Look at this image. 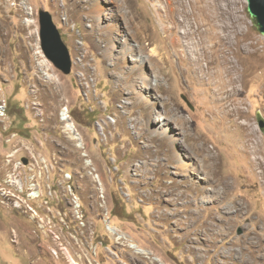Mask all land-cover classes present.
I'll list each match as a JSON object with an SVG mask.
<instances>
[{"label":"rangeland","instance_id":"374dc122","mask_svg":"<svg viewBox=\"0 0 264 264\" xmlns=\"http://www.w3.org/2000/svg\"><path fill=\"white\" fill-rule=\"evenodd\" d=\"M217 1L248 72L243 113L225 120L224 101L216 103L188 57L197 40L178 46L170 20L161 22L167 0H0V100L9 116L0 120V180L15 172L7 156L25 144L48 162L45 188L60 201L49 212L41 192L35 219L0 202V264H264V197L254 176L255 159L264 164V36L246 0ZM41 10L71 52L69 76L41 50ZM139 55L148 57L143 65L131 59ZM63 108L79 142L61 121ZM19 176L41 186L33 172Z\"/></svg>","mask_w":264,"mask_h":264},{"label":"bare ground","instance_id":"6f19581e","mask_svg":"<svg viewBox=\"0 0 264 264\" xmlns=\"http://www.w3.org/2000/svg\"><path fill=\"white\" fill-rule=\"evenodd\" d=\"M106 1L109 3H113L112 1L114 0H106ZM167 2H168V6L166 7V11L160 14L161 22L168 23L167 20L168 19L170 20L171 26L165 25V27L167 30L171 31L173 35H175V38H176L175 44H177L178 46H180L181 42H179V40L181 39H185L188 45H190L189 43L190 40H195V39L197 40L195 49L193 51H190V53L188 54V57L191 58V65L194 66L195 73H197L199 77L201 76L206 77L205 79L200 78L199 80H202L201 82L208 84L212 89H214V96L217 98L216 103L221 105L222 101H224V103H222V106H221L223 107L221 111L223 112L222 118L225 120V117L229 115L233 116V115H236V113H238L239 115L242 114L243 112L239 108L240 103L238 101V98L242 94V91H243L242 87H245L243 86V84H244V80H246L245 78L248 75V72H246L244 68L241 69L240 67L241 62H238L239 60L238 61L235 60L236 59L235 53L237 51V50L234 51V47L236 46L235 39H237L238 37L237 35H235V39H234L233 38L234 36H232L233 34H231L232 32L231 33L229 32L231 27L227 24L222 23L221 18L224 15L223 14L224 8L220 7L217 4L218 2L217 0H167ZM26 4L27 3L25 2V5ZM179 29H182L183 31L178 33ZM235 32H237L236 29H235ZM175 33H177V35ZM224 49H228V52L227 51L225 52ZM131 59L132 61H136L137 63H140L141 65H143L148 60V57L145 55H139L136 58L132 57ZM72 62L74 65L73 58H72ZM203 62L207 63L208 65L207 68L204 67ZM210 65H214L215 69L213 71H210ZM228 87L229 89L226 90ZM206 88H209V87H206ZM218 98H222V100H218ZM218 101H221V103H219ZM33 105H38V104L36 101H34ZM2 107H5L4 99L0 100V110L2 109ZM69 113L70 112L68 108H63V110L60 112V118H61V121H63V123L67 127L68 131H70V133L73 135L72 138L78 141L76 128L73 127V122L71 121V116ZM0 120L5 121V118H0ZM163 121H164L163 125L166 128L165 132H168L169 126L171 125L172 120L169 118H165V120ZM221 124H224V123H221ZM175 133L180 135L182 131L181 132L175 131ZM79 146L82 147V143H80ZM180 161H181L180 162L181 168L183 169L189 168L190 164L187 161L181 158H180ZM255 161H256L255 162L256 170H255V174L254 173L253 174L259 181V185L263 190V197H264V164L261 160L255 159ZM14 171L15 172L10 175V179L8 180L1 179L0 183L2 184V182H4L7 185H9V187L11 188L24 187V182L26 181L19 176V172L17 170H14ZM67 177H68V181L72 179V176L69 174L67 175ZM32 182L33 183H29V181L27 180V184L30 186V197L32 199L34 198L36 199L37 197L41 195V186L38 183H36L35 178L32 180ZM195 185H198V184L196 183L192 184V186H195ZM70 187H71L72 196H74L78 201V197L76 196V193L74 192V188L72 186ZM198 187L199 186H197V188ZM201 191H202V188H199V192ZM0 197L1 199H4V193H1ZM15 199L16 200H14V198H9V203H11L12 206L18 205V201H17L18 198H15ZM70 201H72L71 198H70ZM74 207L76 209L75 205ZM258 217L260 218V221L263 224L262 226L264 229V213L261 212L258 215ZM78 218L80 221H83V219H85L84 214L82 218H81V215H78ZM106 228L113 236H116V237L118 236L117 237L118 241L121 239L123 240L124 236L120 234L119 232H117V230H115L111 226V224L108 225V227ZM132 247H134L133 249H136L138 253H142L143 255H146V256L149 255L147 251L141 248H137L138 246L134 245ZM227 255H228L227 257L229 258L234 257L231 251L228 252ZM243 261H245V264H254L255 262L253 258L250 260L246 259Z\"/></svg>","mask_w":264,"mask_h":264},{"label":"built area","instance_id":"2783aa9c","mask_svg":"<svg viewBox=\"0 0 264 264\" xmlns=\"http://www.w3.org/2000/svg\"><path fill=\"white\" fill-rule=\"evenodd\" d=\"M0 118H5V121H9L8 104L6 100H5V107H2V109L0 110ZM73 127H75L74 123H73ZM15 135L17 136V134ZM20 146L21 147H19V149H16V151H14L11 155L7 156V159H9V161L13 163V169L17 170L19 173L33 172L35 175H37L40 178L41 192H42L41 202H45L44 205H42L44 208H49L50 204L54 200H58V202L60 203L58 192L53 191V188L50 185L47 186V189L45 188L46 177L49 175L48 172L46 171V169L49 170L48 162L45 161V159L41 158L40 156H37V154H35L34 151L25 144ZM20 149L27 150L29 154L26 156H20L19 154ZM37 169H39L40 171L38 172ZM66 179L67 180H65V183L69 182L67 176ZM0 190H4V199H0V202L3 205H8L9 207L17 210H27L33 219L39 217V209L35 208L33 205L32 198L30 197V186L26 184V182H24V187L22 188H7L0 183ZM46 190H48L47 193ZM68 192L71 193V187L70 190H68ZM9 198H18V205L10 206ZM73 203L76 206L78 215H81L82 218L83 213H81L82 210L81 205L74 196H73ZM49 212H52L50 208H49ZM111 221H112L111 217L108 214L105 223H112ZM122 235H126V234L122 232ZM91 236H94V231H92Z\"/></svg>","mask_w":264,"mask_h":264},{"label":"water","instance_id":"95a60500","mask_svg":"<svg viewBox=\"0 0 264 264\" xmlns=\"http://www.w3.org/2000/svg\"><path fill=\"white\" fill-rule=\"evenodd\" d=\"M247 12L258 29L264 36V0H246ZM39 36L41 50L45 57L64 75L72 73L73 62L71 52L62 39L60 30L54 22L50 12L39 11ZM260 128L264 130V120L259 119Z\"/></svg>","mask_w":264,"mask_h":264}]
</instances>
